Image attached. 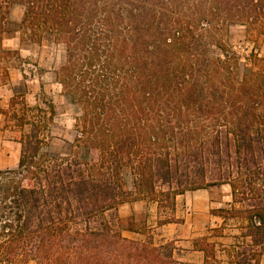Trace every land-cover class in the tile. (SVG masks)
<instances>
[{"label": "trees", "instance_id": "1", "mask_svg": "<svg viewBox=\"0 0 264 264\" xmlns=\"http://www.w3.org/2000/svg\"><path fill=\"white\" fill-rule=\"evenodd\" d=\"M13 4L31 41L64 51L58 82L95 158L51 154L29 121L17 166L0 170V264H173L172 243L122 235L118 205L173 210L178 194L220 184L243 204L251 238L230 264H259L264 58L251 53L238 77L215 37L230 26L262 35L264 0H0V34ZM210 45L226 59L210 60Z\"/></svg>", "mask_w": 264, "mask_h": 264}, {"label": "crops", "instance_id": "2", "mask_svg": "<svg viewBox=\"0 0 264 264\" xmlns=\"http://www.w3.org/2000/svg\"><path fill=\"white\" fill-rule=\"evenodd\" d=\"M23 13L22 5H11L0 34V170L17 166L29 121L38 122L40 114H47L41 95L60 85L58 79L48 82V70L39 69L48 49L43 42L30 40L21 25ZM48 55L51 58V51ZM31 57L36 59L34 64ZM32 108L39 114L29 116ZM224 208L235 211L232 219L220 214ZM243 209L242 203L233 201L231 187L220 184L178 194L173 210L160 209L153 199H132L118 205L116 216L125 224L122 235L126 238L172 243L173 264H230L251 242L247 221L240 215ZM168 216L176 220L159 224ZM259 264H264V255Z\"/></svg>", "mask_w": 264, "mask_h": 264}, {"label": "rangeland", "instance_id": "3", "mask_svg": "<svg viewBox=\"0 0 264 264\" xmlns=\"http://www.w3.org/2000/svg\"><path fill=\"white\" fill-rule=\"evenodd\" d=\"M215 38L219 39L223 49L228 51L229 57L227 59L225 58L222 54L221 47L210 45L207 47L210 60L219 57L226 59L229 65L233 62V56H236L239 62L238 77H241L244 72H250L251 68L248 67L250 66L248 58L251 57V53L256 55L257 58H264V32L262 35L248 36L243 26H230L217 32ZM42 42L46 45L48 50L45 53L43 61H41L42 67L39 69L44 71L48 70V73H46L48 82L53 81V83H57L58 77L56 78L55 73L58 72L60 66L65 62V53L61 47H54L46 41ZM50 51L52 54L51 58L48 55ZM29 61L31 64H34L36 59L31 57ZM51 72L54 73L52 74ZM214 80L218 91H220L223 87L219 81L221 80L219 75L218 77L216 76ZM40 103L44 112H47V114H40V118L38 119L41 137L44 139V146L47 151L51 154L60 156L66 155L72 157L76 155L82 160L85 158L89 160L90 158L94 159L95 152H90V150L84 146L80 135V106L72 101L70 96L63 93L61 86L56 84L52 92L41 95ZM49 103L54 105V114H50ZM261 107L264 108L263 106ZM38 114L36 108H32L29 116L32 117ZM190 116L193 117L192 114ZM8 169L13 168L7 167L2 170ZM124 173L126 180L130 182L129 170L125 169ZM234 212L235 211L232 209L224 208L221 209L220 214L232 219L234 217ZM240 215L245 218L244 214ZM25 264H35V262L33 260H28Z\"/></svg>", "mask_w": 264, "mask_h": 264}]
</instances>
